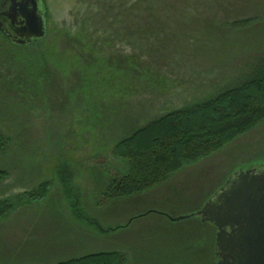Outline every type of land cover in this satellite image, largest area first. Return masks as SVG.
Masks as SVG:
<instances>
[{"label":"rangeland","instance_id":"rangeland-1","mask_svg":"<svg viewBox=\"0 0 264 264\" xmlns=\"http://www.w3.org/2000/svg\"><path fill=\"white\" fill-rule=\"evenodd\" d=\"M43 3L38 43L13 45L0 31V201L11 200L0 215V264L100 251L122 253L124 264H217L213 225L189 214L234 172L264 169V121L160 184L116 199L104 194L122 171L111 148L256 64L264 0ZM44 181V199L11 206ZM74 202L103 227L131 221L101 232ZM180 216L189 217L172 220Z\"/></svg>","mask_w":264,"mask_h":264},{"label":"trees","instance_id":"trees-1","mask_svg":"<svg viewBox=\"0 0 264 264\" xmlns=\"http://www.w3.org/2000/svg\"><path fill=\"white\" fill-rule=\"evenodd\" d=\"M40 6L44 10L45 22L47 13L43 0H40ZM250 21L246 19L236 25H245ZM246 67L248 70L242 76L214 95L166 112L136 128L127 137L115 141L111 154L122 162V171L118 177L112 176L108 181L104 194L116 199L148 190L181 168L222 149L264 121V56L258 57L256 64L253 62ZM6 142L0 137V150ZM6 177L7 173L0 169V181ZM49 186L48 181L40 183L35 189L23 192L22 198L18 195L11 206L44 199ZM9 201H0V215L10 208ZM73 206L82 218L101 232L127 227L131 221L103 227L83 213L78 203L74 202ZM124 263L122 253L100 251L55 264Z\"/></svg>","mask_w":264,"mask_h":264},{"label":"water","instance_id":"water-1","mask_svg":"<svg viewBox=\"0 0 264 264\" xmlns=\"http://www.w3.org/2000/svg\"><path fill=\"white\" fill-rule=\"evenodd\" d=\"M9 1L10 13L0 24L9 42L22 46L42 39L46 29L40 0ZM189 216L216 228L217 264H264V169L234 172Z\"/></svg>","mask_w":264,"mask_h":264},{"label":"flooded vegetation","instance_id":"flooded-vegetation-1","mask_svg":"<svg viewBox=\"0 0 264 264\" xmlns=\"http://www.w3.org/2000/svg\"><path fill=\"white\" fill-rule=\"evenodd\" d=\"M9 0H0V24L5 25V20L6 17L10 12H9ZM3 34V33H2ZM3 36L8 40L7 36L3 34Z\"/></svg>","mask_w":264,"mask_h":264},{"label":"crops","instance_id":"crops-1","mask_svg":"<svg viewBox=\"0 0 264 264\" xmlns=\"http://www.w3.org/2000/svg\"><path fill=\"white\" fill-rule=\"evenodd\" d=\"M213 228H214V231L216 232V230H215V227H214V226H213ZM215 232H214V233H215Z\"/></svg>","mask_w":264,"mask_h":264}]
</instances>
